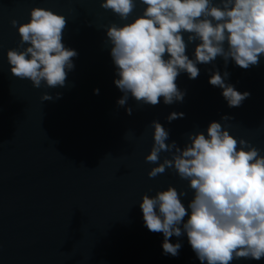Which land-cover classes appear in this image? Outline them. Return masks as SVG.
I'll return each mask as SVG.
<instances>
[{
    "label": "water",
    "instance_id": "obj_1",
    "mask_svg": "<svg viewBox=\"0 0 264 264\" xmlns=\"http://www.w3.org/2000/svg\"><path fill=\"white\" fill-rule=\"evenodd\" d=\"M36 6L65 16L63 43L78 52L63 87L35 88L9 70L7 50L20 41L11 20L26 21ZM113 21L120 22L100 0H0V264H201L186 235L169 238L182 241L178 256L164 255L163 234L144 223L143 193L169 183L188 187L170 169L148 176L152 122L180 147L189 133L217 120L264 148V54L248 68L218 56L199 64L196 78L180 73L182 101L166 104L161 97L152 105L130 96L122 106L103 27ZM196 43L186 48L190 56ZM216 70L251 93L240 106L230 107L222 89L209 83ZM44 91L53 99L43 100ZM174 111L184 116L169 121ZM230 264H264V257Z\"/></svg>",
    "mask_w": 264,
    "mask_h": 264
},
{
    "label": "clouds",
    "instance_id": "obj_2",
    "mask_svg": "<svg viewBox=\"0 0 264 264\" xmlns=\"http://www.w3.org/2000/svg\"><path fill=\"white\" fill-rule=\"evenodd\" d=\"M100 7L120 21L103 27L122 106L130 96L152 105L161 97L166 104L182 101L185 92L176 84L180 73L196 78L198 65L214 63L218 56L248 68L264 54V0H100ZM66 23L63 14L39 6L24 22L13 18L20 41L6 53L12 75L30 79L35 88L65 86L78 55L63 43ZM194 42L190 56L186 48ZM229 75L216 70L209 83L222 89L230 107L240 106L251 93L239 91ZM42 99L53 97L44 91ZM183 116L174 111L168 120ZM168 137L169 131L153 121V144L145 156L153 163L148 176L170 169L188 187L169 183L139 200L146 227L163 234V254L178 256L182 241L169 238L186 235L201 264L264 257V148L230 134L228 123L217 120L206 131L189 133L183 147L166 142Z\"/></svg>",
    "mask_w": 264,
    "mask_h": 264
}]
</instances>
